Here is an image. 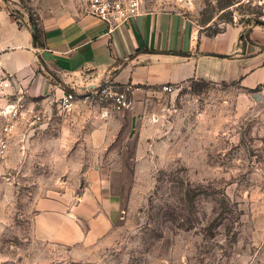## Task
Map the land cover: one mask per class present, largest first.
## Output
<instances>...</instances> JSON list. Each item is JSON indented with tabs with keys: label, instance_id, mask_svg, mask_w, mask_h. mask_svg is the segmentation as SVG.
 <instances>
[{
	"label": "rangeland",
	"instance_id": "obj_1",
	"mask_svg": "<svg viewBox=\"0 0 264 264\" xmlns=\"http://www.w3.org/2000/svg\"><path fill=\"white\" fill-rule=\"evenodd\" d=\"M15 3L0 0L30 21L28 0ZM176 5L209 31L261 24L246 0ZM86 83L61 86L74 91L69 107L64 92L31 96L44 118L21 124L0 160V264H264V83L194 79L165 92L109 81L127 93L122 109ZM99 180L123 200L110 245L77 253L35 238L37 198L76 199Z\"/></svg>",
	"mask_w": 264,
	"mask_h": 264
},
{
	"label": "crops",
	"instance_id": "obj_2",
	"mask_svg": "<svg viewBox=\"0 0 264 264\" xmlns=\"http://www.w3.org/2000/svg\"><path fill=\"white\" fill-rule=\"evenodd\" d=\"M28 3L41 45L25 11L18 18L12 7L0 6V61L29 96L58 95L64 92L61 86L84 82L155 91L194 79L239 82L247 88L264 83L262 24L230 23L208 34L177 0H143V14L109 32L106 23L84 11L82 0ZM106 186L105 180L85 186L76 199L71 192L37 198L35 238L77 253L110 245L124 208L120 194Z\"/></svg>",
	"mask_w": 264,
	"mask_h": 264
},
{
	"label": "built area",
	"instance_id": "obj_3",
	"mask_svg": "<svg viewBox=\"0 0 264 264\" xmlns=\"http://www.w3.org/2000/svg\"><path fill=\"white\" fill-rule=\"evenodd\" d=\"M247 3L259 9L258 22L264 25V0H246ZM84 11L104 22L108 31L113 32L131 20L143 14V0H82ZM113 84L102 82L94 88L103 97L110 96L116 109L127 105L126 91L113 90ZM132 88V87H126ZM175 87L165 84L162 90L174 91ZM75 99L74 91H64L58 97L61 105L70 106ZM44 118V114L36 106L35 101L25 89L18 86L16 76L6 71L0 61V160L4 159L9 151L12 135L21 124L37 123Z\"/></svg>",
	"mask_w": 264,
	"mask_h": 264
},
{
	"label": "trees",
	"instance_id": "obj_4",
	"mask_svg": "<svg viewBox=\"0 0 264 264\" xmlns=\"http://www.w3.org/2000/svg\"><path fill=\"white\" fill-rule=\"evenodd\" d=\"M21 1H23V0H21ZM29 16H30V24H31L32 29H33L34 39L36 40V42H37L38 44L41 45V40H40V33H41V32H40V28H39V26H38V23H37V21L34 19L33 14L30 13ZM205 30L207 31L208 34H215V33L221 31L220 29H216V30L209 31L207 28H206ZM204 82H206V81H204Z\"/></svg>",
	"mask_w": 264,
	"mask_h": 264
}]
</instances>
